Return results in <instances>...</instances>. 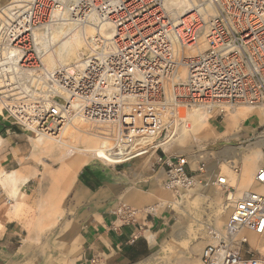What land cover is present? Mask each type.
Instances as JSON below:
<instances>
[{
	"label": "built area",
	"instance_id": "2783aa9c",
	"mask_svg": "<svg viewBox=\"0 0 264 264\" xmlns=\"http://www.w3.org/2000/svg\"><path fill=\"white\" fill-rule=\"evenodd\" d=\"M210 3L216 14L209 18L200 8L173 18L163 0H32L24 8L0 7L4 116L32 137H58L79 117L115 130L120 152L155 138L167 121L178 124L183 110L217 111V118L239 106L264 105V0H207L201 9ZM57 12L106 28L107 36L89 40L81 67L49 69L39 55L34 31L58 23ZM201 44L202 53L188 55ZM168 108L170 120L163 117ZM163 157L169 189L218 184L224 194L226 233L204 247L202 264H264V255L237 237L244 229L264 235V191L239 195L204 164L193 170L186 156ZM256 182L264 189V165Z\"/></svg>",
	"mask_w": 264,
	"mask_h": 264
},
{
	"label": "crops",
	"instance_id": "0c3cea01",
	"mask_svg": "<svg viewBox=\"0 0 264 264\" xmlns=\"http://www.w3.org/2000/svg\"><path fill=\"white\" fill-rule=\"evenodd\" d=\"M4 1L7 0H0V5ZM242 121V126L240 128L238 126V130L229 137L220 138V140L228 142L250 138L264 126V124L250 119ZM213 128L217 133L216 136L222 133L219 126L216 125ZM262 134L263 132L255 142L250 144L252 147L247 151L248 154L251 149L256 147L255 144L260 139L264 140ZM159 136L161 139L157 142ZM164 136L166 138V135L161 134L136 143L129 153L120 159L135 157L128 162L113 166L91 162L83 166L70 180L64 175L69 159L61 161L59 156L50 161V163L61 164L60 168L55 171L49 169L50 163L48 167H44L45 174L58 189L53 209L39 221L44 224L55 223L58 225L60 223L59 226L56 225L57 235L61 239V245L67 249L65 253L67 264H71V262L72 264H149L159 255V251L163 252L168 244L178 239V236H175V230L182 221L171 224L173 220L171 211L168 210V207L164 208L168 205L172 206V203H177L174 195L166 186L164 157L157 153L136 157L160 148L165 153L172 152L173 145L168 146ZM22 137L24 136L16 134L11 122L4 115H0V138L3 140L0 152L9 148L12 150L15 144L18 146L17 142L25 139ZM261 149L263 151L264 145L261 146ZM226 153L234 154L241 166L245 155L241 156L229 147H227ZM221 163L215 165V170L208 171L212 177L217 176ZM263 164L264 161L261 166ZM20 165L21 170H31L30 181L37 175L36 168L24 165L23 161L20 162ZM21 186L22 184L19 185V190L25 197L23 200L25 203L26 195L21 190ZM70 193V207L71 210L73 209V213L66 215L67 210L65 207L63 210L61 204ZM166 193L169 194L172 203H165L161 200ZM149 206L151 208L154 206L153 209H156L154 213H148V209H151ZM119 210L123 212L120 214ZM53 211L58 214L57 218L50 216ZM11 224L8 225L0 238V264H12L15 262L16 256L30 257L32 242L38 241L44 232L29 231V235H25L26 239L22 246H17V243L19 244L21 241L20 230L16 228V225L11 228ZM55 225L52 227L53 230L47 233H52L56 228ZM1 231L0 236L2 235ZM160 246H162L161 250ZM195 259H200V257Z\"/></svg>",
	"mask_w": 264,
	"mask_h": 264
},
{
	"label": "bare ground",
	"instance_id": "6f19581e",
	"mask_svg": "<svg viewBox=\"0 0 264 264\" xmlns=\"http://www.w3.org/2000/svg\"><path fill=\"white\" fill-rule=\"evenodd\" d=\"M30 1L32 0H14L13 2L7 4V5L12 4V6L8 7V9L14 7L13 5L15 4L16 6L24 8L26 6L25 3H29ZM206 1L205 0H167V4L165 5L164 3V7L166 8V6H168L171 9V12L168 11V13H170L173 18L181 17L183 13H185V15L189 13L191 14L196 10V8H200L199 12L205 18H209L210 16L215 15L216 11L211 3L208 4L209 9L205 8L204 10H202L201 6H203V2ZM66 16L68 17L67 19H61V17H63V13L57 12L56 17L58 19V23L43 26L34 31V37L37 44V49L39 55L42 58L43 63L45 64L44 56L47 55L46 60L48 64L51 67H53V68H49L45 64V66L49 69H55L56 68L55 66L57 65H58L57 67L64 66L63 63L73 59L76 55V52L80 50L84 45H86L89 50L91 44L90 41L91 39H94L96 33L107 36L105 27L101 28L100 30L98 29L96 30L94 26L86 22L82 23L81 19L78 20L72 19L71 17H69L71 15L68 13H66ZM205 49L206 46L204 44H201L196 48L190 50L188 55L196 56L202 53ZM85 54L81 55L79 62H77L79 64V67L82 66L81 59ZM182 78H184V75L182 76ZM250 107H256V106H250ZM169 109L170 108L165 109V111L163 112L164 118L169 119L174 114L173 111ZM235 109L225 113L226 115L227 113L230 112L228 115L229 117L225 120L224 131H222V133L218 136H215L211 131V129L209 128V124H210L209 119L211 117L209 113L218 116V112L210 111L202 108L200 109L198 108L197 110H194L190 112L187 116L183 117V121L185 122V124L179 128L178 135L180 137H187L189 133H192L194 135V140L204 142L207 141V139H213L215 137L218 139L229 137L233 129L238 126L241 120L244 119H250L252 121H256L258 123L264 124V108H260V109L239 108L236 110ZM0 115L1 116L4 115L1 106H0ZM181 121L182 120H179L178 124L175 125L172 124L171 121H167L164 128L165 130L161 134L167 135L168 133L175 131L178 128V126H180ZM88 123H89L88 121L76 117L74 121L71 123V125H67L63 128L61 134L58 137H52L48 135L35 137L38 139L35 140V142L33 143V147H34L33 157L35 158L34 160H36L38 164L44 167H48L50 161L54 160V158L56 157L60 156L59 159L61 161H64L65 159L66 160L69 159L65 167L64 175H66V178L70 180L71 178L75 177V175L81 170L83 166L91 163L97 158L100 159L104 158L109 161H115L116 159L122 158L126 154H128L130 151L129 149L131 147L133 148V146L139 142L138 141L132 144L131 146L124 147L120 149V152H118V149L116 148L115 144L112 143L109 138L94 139L88 134H86L85 130L81 129V127L84 125L87 126ZM90 124L93 125L92 123ZM71 126L73 127V129L69 130L68 128ZM66 133H67V139L64 142L63 137L64 135H66ZM2 144H3V140L0 138V145ZM263 145H264V140L260 139L255 144L256 147L251 149V152L243 157L241 166L237 163L238 161H233V162L226 161L222 163L220 165V171H219L220 173L217 174L216 178L223 177L225 178L227 183L236 186L239 191L238 192L239 195H241V193H243L242 195H244L249 191H255L260 193L263 192L264 189L261 186H259L256 182L257 172L264 165L263 164L260 167L264 158V154L261 149V146ZM236 166L239 167L240 172H236L234 170ZM30 173L31 170L29 169H22V170L17 169L11 172L5 171L4 169L0 170V186L7 192L8 197H10L8 199L9 202L7 204L11 206V210L14 215H17L21 211L22 206L26 207L23 201L25 200V197L20 192L19 185L20 184L25 185L30 181V179L32 178L31 175L32 173L31 174ZM211 188L221 189L218 186V184L211 186ZM188 190L190 189L187 190L180 189L179 191L183 192ZM214 194L219 195V192L215 191ZM161 200L165 203L173 202V201L170 202L171 198L169 194L167 195V193L162 197ZM217 201L219 202L220 208L216 213L215 225L218 230H223V226H224V231L218 232L212 225L208 227V229L210 227H213V232L217 235V237H214L216 242H213L212 244H216L219 237L225 235L226 233L225 225L228 221V218L227 219L224 218V213L226 212V210L224 209V205L221 206L222 199L219 196L217 198ZM203 202L205 201L201 202V198L199 197V195H194L193 198H191V203L189 204L192 206L196 205V203L202 205ZM172 205L175 208L178 207L177 203H172ZM187 206L189 207V205ZM57 215L58 214H56V211H53V213L50 214V216L52 217H56ZM197 215L198 213H196V215L194 214L186 215L184 221L180 222L178 228L175 230V236H178V238L180 239V244L183 246V251L181 252L179 251V253L181 254V257L179 258L178 261L179 263L185 262L188 264H202V261H200L201 255H200V259H195V258L193 259L192 257H188L185 255L187 253V250H189V252L192 253H199L202 248L203 243L194 244L192 246V241L196 239L197 232L199 231V229H201V227H203L200 224L201 220L198 219ZM227 217H229V212ZM7 220H11L10 215L9 214L6 215L0 212V231L3 229L4 223ZM41 222L38 225V230L42 232L52 228L55 225V223L44 224V222L42 223ZM211 233L212 232L209 231V235H212ZM237 237L239 239L242 238L246 239L249 242L250 246L255 250H257L255 247H257L258 243L260 242V238L264 237V235L259 236L253 233L252 231L244 229L237 233ZM165 248L171 249L172 247L170 244H168ZM166 258L167 260L171 259V258L168 259V257Z\"/></svg>",
	"mask_w": 264,
	"mask_h": 264
},
{
	"label": "rangeland",
	"instance_id": "374dc122",
	"mask_svg": "<svg viewBox=\"0 0 264 264\" xmlns=\"http://www.w3.org/2000/svg\"><path fill=\"white\" fill-rule=\"evenodd\" d=\"M13 1L14 0L4 1L0 5V7H3L4 5H7ZM163 3H165L166 5L167 0H163ZM206 8L209 9L208 6ZM166 9L167 11L171 12V9L168 6H166ZM182 16H186L185 13H183ZM85 53L88 54V48L86 45H84L80 50L76 52V55L73 59L68 60L67 62H64L63 65L70 66V65L76 64L77 62H79L81 55ZM46 56H44L45 64L49 68H53L48 64L46 60ZM239 108H247V109L259 108L260 109V108H264V105L256 106V107L239 106L236 109H239ZM194 110H197V108H193L189 111L183 110V112L181 113L182 121H181L180 126H178V128L175 131L168 133L166 135V138L164 136V139H166V143H168V146L173 145L172 146L173 151L170 153H165L161 148L156 149L157 150L156 153L158 155L167 156V157H173V156L175 157L186 156L187 157L188 156L190 165L193 170L198 169L200 165L204 164L207 171H210L211 169L215 170V165H217L220 162L224 163L226 161L227 162L237 161L235 159L234 154L226 153L227 147L233 148V150L237 152V154L244 156L248 154L247 151L250 150L251 148L250 144L257 140L260 133L263 132L261 136H264V126H262L258 130V132L255 133L253 137L243 138L239 140H231L228 142L220 140V138L218 139L216 137H215L216 139L215 138L207 139V141L201 142V141L194 140V135L192 133H189L187 137H180L178 135V130L182 125L185 124V122L183 121V117L187 116L190 112ZM229 113L221 117H217V118H215L216 117L215 114L209 113L211 115L209 119V122H210L209 128L211 129V131L213 132L215 136L217 133L215 132V129L213 127L217 125L219 126L221 131H224L225 120L229 117L228 116ZM242 122L243 121L241 120L240 123L238 124L239 128L242 126ZM238 126L233 129L231 134H233L234 131L238 130ZM68 129L71 130L73 129V127L71 126ZM81 129L85 130L86 134H88L94 139L109 138L110 141L113 143V138L115 134L114 130H110L109 132V130L105 129L104 127L91 125L90 123H88L87 126L85 125L82 126ZM15 132L17 135L24 136L22 138H25V139L22 141H18L17 142L18 146H16V144L13 145L14 147L12 150L11 148H9V149H5L2 152H0V162H1L0 170L4 169L5 171L11 172L16 169H20L21 168L20 162L23 161L24 165H29V166L34 167L38 170V172H37V175L34 176L33 179L28 184L21 186V190L25 193L27 201L24 203L26 207L22 206L21 211L17 215L13 214L11 210V206L7 204L9 202L8 199L10 197H8L7 192L0 186V212L6 215L9 214L11 218L10 222L9 221L5 222V226H4V229L1 231L2 235L0 236V238L5 233L8 225L12 223L11 228L14 225H16L17 226L16 228L20 230L19 232H20L21 241L19 244L17 243V246L19 245L22 246L23 241L26 239L25 235L28 236L29 231H37L38 225H39V222L37 221L41 220L44 216L47 215L48 212H50V210L53 209L54 202H55V194L58 188L53 185L49 176L45 174L44 166L39 165L38 162L34 160L35 158L32 155L34 152L33 150L34 147L32 146V143H34L35 140H37L38 138L29 136L28 134L23 133L20 130L19 131L16 130ZM66 139H67V133L63 137L64 142L66 141ZM160 139H161V136L157 138V142ZM154 151H149L146 154H142L136 157H142L145 155H149ZM133 158L127 157L125 160L124 159L120 160L121 158H119V159H116L115 161H109L104 158L103 159L97 158L96 160L92 162L99 163L104 166H113L117 164H123L124 162H128L129 160ZM195 161H196V164H195ZM263 161H264V158H263ZM60 166L61 164L58 162L57 163L51 162L49 165V169L52 171H55V170H58ZM235 168H239V167L236 166ZM217 173L219 174V171H217ZM169 191H171V193L174 195L175 202L179 203L178 207L176 208L172 204H171L172 206L168 205L164 207L166 209L168 207L169 208L168 210L171 211V214L173 216V220L171 224H174L177 221H183L184 217H186V215L188 214L196 215V213H198L197 215L198 219L201 220L200 224L203 227H201V229H199V231L197 232L196 239L192 241V246L194 244L203 243L202 248H201V251H202V249L207 244H212L213 242H216V240L214 239V236L209 235V231L210 232L213 231V227L218 232L224 231V226H223V230H218L215 225L216 213L220 208L219 202L217 201L218 196L222 199L221 206L223 205V202H224V194L222 190L219 188L212 189L211 187L202 188V187L197 186L193 189H190L188 191H183V192H180L179 190L174 191L172 189H169ZM215 191H218L219 195H215L214 194ZM242 194L243 193H241V195ZM70 195L71 193L66 196L64 202L61 204V208L64 210V207H65V209L67 210L66 215L73 213V209L71 210V207H70V202H71ZM194 195H199V197L201 198V202L202 201H205V202H203L202 205L197 204V203L196 205H193V206L190 205L189 203H191V198H193ZM187 205H189V207ZM227 216H228V212L226 211L224 213V218L227 219L228 218ZM59 225L60 223H58L57 226ZM210 225H212L213 227H210L208 229ZM57 226L52 233H47L53 230V228H50L42 233L38 241L32 242V245L30 247L32 254L30 257L16 256L15 262H13L12 264H67V261L65 260L67 257L65 254L67 252V249L63 247L60 243L61 239L59 235H57L58 233ZM170 245L172 247L171 249L165 248L163 249V252L159 251V255L155 257L152 260V262L149 264H187V263L178 262L179 258L181 257V254L179 253V251L180 252L183 251V246L180 244V239L178 238L175 241H172ZM162 246H160V250ZM255 248L257 249V251L264 254V237L260 238V242ZM201 251L195 254L187 250V253L185 255L188 257H192V258H199ZM166 257H168V259L169 258L171 259L167 260Z\"/></svg>",
	"mask_w": 264,
	"mask_h": 264
},
{
	"label": "trees",
	"instance_id": "16d2710c",
	"mask_svg": "<svg viewBox=\"0 0 264 264\" xmlns=\"http://www.w3.org/2000/svg\"><path fill=\"white\" fill-rule=\"evenodd\" d=\"M13 128L15 129V131H16V130H18V129H17V128H15V127H13ZM18 131H19V130H18Z\"/></svg>",
	"mask_w": 264,
	"mask_h": 264
}]
</instances>
